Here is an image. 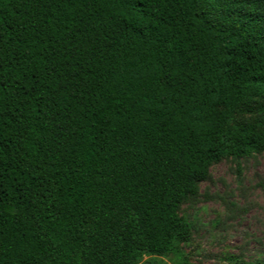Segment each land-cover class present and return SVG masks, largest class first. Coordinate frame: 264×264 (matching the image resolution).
<instances>
[{"label":"trees","instance_id":"trees-1","mask_svg":"<svg viewBox=\"0 0 264 264\" xmlns=\"http://www.w3.org/2000/svg\"><path fill=\"white\" fill-rule=\"evenodd\" d=\"M262 152L264 0H0V264H192L180 205Z\"/></svg>","mask_w":264,"mask_h":264},{"label":"rangeland","instance_id":"rangeland-1","mask_svg":"<svg viewBox=\"0 0 264 264\" xmlns=\"http://www.w3.org/2000/svg\"><path fill=\"white\" fill-rule=\"evenodd\" d=\"M178 215L191 224L190 241L179 247L190 263L264 264V152L213 163ZM175 263L173 255L141 262Z\"/></svg>","mask_w":264,"mask_h":264}]
</instances>
